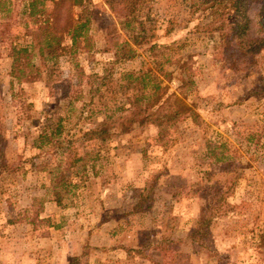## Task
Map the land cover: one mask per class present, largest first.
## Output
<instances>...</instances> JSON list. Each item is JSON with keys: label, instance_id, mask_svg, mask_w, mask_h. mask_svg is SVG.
<instances>
[{"label": "rangeland", "instance_id": "obj_1", "mask_svg": "<svg viewBox=\"0 0 264 264\" xmlns=\"http://www.w3.org/2000/svg\"><path fill=\"white\" fill-rule=\"evenodd\" d=\"M88 6L92 49L63 53L50 82L11 75L13 32L0 15V264H264V51L253 69L238 70L224 62L216 18L201 19L204 0H141L146 28L165 34L161 49L176 58L154 63L146 46L114 63L115 44L129 35L104 0ZM249 14L264 17V0H251ZM186 55L183 75L195 83L182 86L177 75L171 89L186 92L197 116L162 139L157 126L122 123L99 173L88 166L84 181L70 176L67 141L130 107L119 72L157 74L160 63L173 71ZM111 70L94 107L95 76ZM54 172L72 185L55 189ZM210 208V235L187 240Z\"/></svg>", "mask_w": 264, "mask_h": 264}, {"label": "trees", "instance_id": "obj_2", "mask_svg": "<svg viewBox=\"0 0 264 264\" xmlns=\"http://www.w3.org/2000/svg\"><path fill=\"white\" fill-rule=\"evenodd\" d=\"M104 1L118 15L129 35L115 44L120 51L115 53L117 61L114 63L135 58L146 46L154 63L163 58L166 61L176 58V55L170 53L171 49H161L165 46L161 40L165 34L160 35L146 28L144 19L138 14L141 0ZM250 1L204 0L208 6L201 15V19L212 16L216 18L214 23H210L214 26L211 31L219 32L224 40V62L236 63L238 70L253 69L258 55L264 51V17L259 21L251 17ZM90 3L91 0H0V15L3 19L1 26L13 32L9 38L10 56L13 60L11 75L18 82L38 79L50 82L63 53L69 51L74 55L79 50L92 49L94 11L89 9ZM170 33L171 29L167 31V34ZM27 37H31V40L28 41ZM190 57H179L173 71H168L160 63L157 74L151 69L119 72V81L127 91L130 107L123 115H106L86 129L80 137L67 141L65 154L71 168L70 176H80V181H84L88 166L95 175L99 173L98 163L103 165L101 161L104 160L105 152L111 148L110 143L119 134L118 129L122 123L127 126H157L160 128L158 137L162 139L169 134L166 131L175 128L187 116H197L193 104L185 99L186 92L171 89L177 75L182 86L190 88L195 83L192 74L183 75L189 69L186 63ZM222 57L219 58L220 62L223 61ZM113 76L114 70L104 77L95 76L96 80L101 81L90 90L94 107L98 106V99L108 91V82H112ZM59 133L60 130H56L51 136L43 137L51 141ZM219 160H223V157ZM4 166L5 163L0 162V171ZM53 174L55 189H65L72 185L64 173ZM53 199L60 201L57 191L53 193ZM228 206L232 208V205ZM214 214L210 208L187 234L186 239L194 243L209 236ZM42 220L49 223V219ZM125 249L128 252L134 250L129 247Z\"/></svg>", "mask_w": 264, "mask_h": 264}]
</instances>
